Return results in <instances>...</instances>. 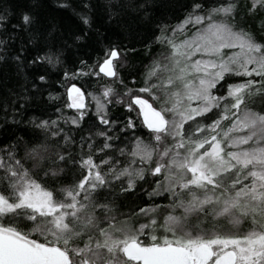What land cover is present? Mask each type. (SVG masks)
<instances>
[{
	"label": "snow or ice",
	"instance_id": "1",
	"mask_svg": "<svg viewBox=\"0 0 264 264\" xmlns=\"http://www.w3.org/2000/svg\"><path fill=\"white\" fill-rule=\"evenodd\" d=\"M41 6L0 11V62L25 79L0 111L27 136L0 146V264H264V0H174L170 17L56 0L79 24L61 38ZM98 7L159 45L139 79L122 74L136 49L98 31L69 64Z\"/></svg>",
	"mask_w": 264,
	"mask_h": 264
},
{
	"label": "trees",
	"instance_id": "2",
	"mask_svg": "<svg viewBox=\"0 0 264 264\" xmlns=\"http://www.w3.org/2000/svg\"><path fill=\"white\" fill-rule=\"evenodd\" d=\"M23 2L24 0H0V11L7 9L9 12H13L18 10V6ZM28 2H30V0H28ZM68 2L72 3L74 6L78 4V0H68ZM94 2L102 6L106 3V0H94ZM156 2L159 6L156 11L157 16L164 15L170 17L175 14V9L173 8L174 0H156ZM241 2L243 3V0H241ZM55 4L56 0H42L39 16L41 24H44L49 19L54 21L57 25V29L53 35L57 38H61V34L66 36L70 31H75L79 27V24L76 17L72 15L71 10L57 9ZM11 22L15 23L16 21L13 18ZM248 22L251 23V21ZM256 23L258 24V20ZM97 31L100 34L99 39L101 43L114 41L122 43L128 48L134 47L136 49L135 52H129L126 61L124 62L125 66L122 69V74L127 80H131L133 75L139 79L144 65L148 64L152 57L160 52L159 45H153L151 48V54H148V49L145 47L148 41L147 30L142 24L138 23L132 15L121 14L120 16L109 20L107 12L102 7H98L94 14L93 31L90 35V39L87 42L81 43L79 46L72 45L65 52L69 64L76 57L87 58L86 54L89 52L95 56L93 48L98 46L96 45L98 39ZM69 43L71 44V41H69ZM24 83V73L18 74L15 66L11 63L5 64L0 62V97L8 94L12 89L19 90ZM135 86L139 87L140 84L138 83ZM53 90L54 92L62 91V89H59L56 85L53 86ZM44 96L45 98L47 97V92L44 93ZM51 111L54 112V108L51 109ZM113 111L118 114L120 109L115 108ZM32 114V112L28 113V115ZM10 118L11 117H9V119ZM53 118H55V116H53ZM17 119H19V117H17ZM85 128H87V124L85 125ZM18 136H25L27 139L24 126L5 124L3 112L0 111V146L8 143L10 138L15 139V137ZM76 138L79 140V136ZM21 155H23V147H21ZM132 199L133 198L130 197L127 203H131ZM145 199L147 198L145 197ZM156 203H166V201L157 198ZM127 210V208H121V211ZM140 222L146 221L142 220ZM246 227L247 225H244V228Z\"/></svg>",
	"mask_w": 264,
	"mask_h": 264
}]
</instances>
